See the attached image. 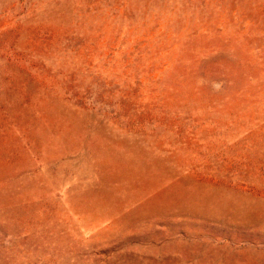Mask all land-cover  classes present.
Instances as JSON below:
<instances>
[{
  "label": "rangeland",
  "instance_id": "374dc122",
  "mask_svg": "<svg viewBox=\"0 0 264 264\" xmlns=\"http://www.w3.org/2000/svg\"><path fill=\"white\" fill-rule=\"evenodd\" d=\"M0 264H264V0H0Z\"/></svg>",
  "mask_w": 264,
  "mask_h": 264
}]
</instances>
